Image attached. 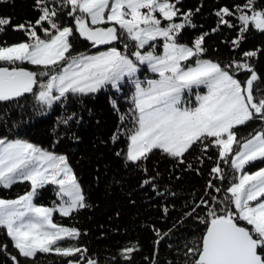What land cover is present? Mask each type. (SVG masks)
I'll return each mask as SVG.
<instances>
[{
	"label": "snow or ice",
	"instance_id": "1",
	"mask_svg": "<svg viewBox=\"0 0 264 264\" xmlns=\"http://www.w3.org/2000/svg\"><path fill=\"white\" fill-rule=\"evenodd\" d=\"M178 3L179 0L175 3L171 0H52L50 6L49 0H35V7L41 13L35 23L13 25L11 17L0 16V32L12 27L28 38L11 46H0V62L9 65L27 62L51 71L47 83L40 84L37 96L49 107L61 98L67 99L69 93H96L108 85L119 89L126 77L132 80L136 88L133 97L136 128L129 137L128 161H145L154 149H159L183 163L185 153L194 145H203L206 150L211 144L218 148L220 160L239 173L236 182L226 189L230 196L216 201L221 205L222 214L216 208L209 209L210 219L200 247L189 249V253L198 257L195 264H264V168L246 171V165L264 160V131L241 142L234 130L253 119L264 120V98L257 101L254 96V82L259 78L247 62L233 61L236 70L250 72L246 81L241 82L231 71L232 65L222 67L218 62L201 59L206 51L203 44L207 33L196 37L191 46L179 43L181 30L186 25H195L191 22L192 11L181 14ZM254 4L255 0H246L244 5L235 6L240 12L241 33L248 31L250 24L264 31V10H256ZM66 8L67 15L74 18L75 31L93 47L108 45L126 36L135 42L136 50L128 54L110 47L94 55H71L73 28L61 27L56 22V17ZM178 15L183 16V22H174ZM216 15L221 18L220 23L227 25L224 17L233 12L224 7ZM162 20L167 21L165 26ZM44 22L50 28H43ZM37 26L42 27L48 39L37 34ZM158 38H163V52L159 55L155 50ZM233 43L239 46L240 39ZM146 46L149 50L142 51ZM124 47L127 50L128 45ZM257 51L243 55L255 57ZM145 64L159 76L148 80L147 87L136 79L140 65ZM49 71L38 74L23 67L0 66V101H12L33 92L37 76L49 75ZM200 86H205L207 93L197 95L198 105L184 106L185 93ZM53 90L58 94L53 95ZM211 172L220 180L226 179L219 163ZM23 181L30 182V191L16 199L0 198V227L6 230L18 254L35 258L38 253L54 252L71 257L86 252L79 247H62L60 242L77 238L80 233L52 219L56 210L68 216L73 210L86 207L67 157L27 141L0 139V185L9 188ZM48 184L58 186L57 195L61 198L68 197L58 209L34 203L38 190ZM208 187H213L212 181ZM136 250L137 246L133 245L123 249L122 254L130 259ZM12 259L19 264L15 256ZM68 264H79V261L69 260ZM87 264H96V261L89 259Z\"/></svg>",
	"mask_w": 264,
	"mask_h": 264
},
{
	"label": "trees",
	"instance_id": "2",
	"mask_svg": "<svg viewBox=\"0 0 264 264\" xmlns=\"http://www.w3.org/2000/svg\"><path fill=\"white\" fill-rule=\"evenodd\" d=\"M171 2L175 3V0ZM245 2L179 0L176 6L180 13L191 10V22L195 27L186 25L178 42L191 46L196 37L207 33L203 44L206 51L200 57L218 62L222 67L232 65L231 71L241 82L246 81L250 72L236 70L233 61L250 64L259 78L254 82V96L258 101L264 98V31L250 24L249 30L241 33L240 12L235 6ZM49 3L52 6V0ZM55 6L59 9V4ZM224 7L233 12L224 17L227 25L220 23L221 18L216 15ZM254 7L258 11L264 10V0H255ZM68 11L66 8L60 12L56 22L61 27L73 28L71 55L93 51L75 31L74 18L67 15ZM40 14L35 0L0 2V16L11 17L13 25L35 23ZM157 17L160 18L158 13ZM174 22H183V16L174 17ZM166 24L167 21L162 20V26ZM43 28H50V25L44 22ZM36 31L41 37L45 36L41 26H37ZM27 39L24 32L14 31L12 27L0 32V46ZM237 39H240L239 46L233 43ZM102 47H116L131 54L134 43L124 36ZM248 51H257V55L244 57L243 53ZM1 66L23 67L38 74L49 71L27 62ZM49 75H38L37 81L45 82ZM36 87L37 84L33 86V92L15 100L0 101V139L27 141L67 157L81 186L86 207L73 210L68 216L54 211L52 219L54 223L75 228L80 233L77 238L60 242L62 247L74 246L87 251L71 257L51 252L25 258L18 254L6 230L0 227V264H16L13 256L19 264H66L69 260L87 264L89 259L96 264H194L196 255L189 253V249L200 247L210 219L209 209L216 208L217 213L222 214L221 205L216 201L230 196L226 189L236 180V171L220 160L218 148L210 144L204 150L203 145H194L185 153L183 163L159 149H154L145 161L130 162L124 157L131 128L127 115L129 105L122 98L125 92H114L108 86L96 93H69L67 99L61 98L49 107L35 99ZM262 125V120L256 118L234 130L238 140L243 142L261 130ZM217 163L224 170V180L211 172ZM262 165L264 160L256 161L251 169ZM145 180L149 183H144ZM209 181L213 187H208ZM216 188L221 191L217 192ZM30 189L31 184L27 181L17 182L9 188L0 185V198L15 199ZM57 192L56 185H45L38 190L34 203L55 207L65 201ZM202 200L208 203L202 204ZM241 224L247 226L245 222ZM133 245L138 250L130 259H125L123 249Z\"/></svg>",
	"mask_w": 264,
	"mask_h": 264
},
{
	"label": "rangeland",
	"instance_id": "3",
	"mask_svg": "<svg viewBox=\"0 0 264 264\" xmlns=\"http://www.w3.org/2000/svg\"><path fill=\"white\" fill-rule=\"evenodd\" d=\"M89 23H90V20H89ZM104 26H108V25H104ZM41 38H43V39H48L49 37L48 36H42ZM134 43V48H133V50L131 51V52H133V51H135L136 50V48H135V42H133ZM150 43H152V42H150ZM155 44H156V54H162V52H163V48H162V44H163V38H158L157 39V41H155ZM11 45H13V44H11ZM11 45H7V46H11ZM108 48H110V47H99V48H96V49H94L93 51H90V52H87V53H80V54H84V55H94V54H97L98 52H102V51H106V50H108ZM145 50H149L148 49V46H146L145 47V49L144 50H142V51H145ZM76 56V55H75ZM201 59H206V58H202V57H200ZM194 58H193V60H192V63H194ZM208 60V59H207ZM17 63H19V62H17ZM3 64H7L6 62H0V66L1 65H3ZM59 70V68H57L56 69V71H58ZM52 74V73H51ZM50 74V75H51ZM49 75V76H50ZM159 78V76H158V74L157 73H153L149 68H148V66L145 64V65H140V70L137 72V74H136V79H139L140 81H143L144 82V84H143V86L144 87H147V81L148 80H152V79H158ZM49 79V77L47 78V80ZM47 80L45 81V82H38L37 83V87H36V90H35V99L38 101V102H40L38 99H37V96H38V94H39V92L41 91V88H40V84L41 83H47ZM111 89H112V91H114V92H117V93H120V92H122V93H126L124 96H122V98L123 99H125L126 100V102L128 103V105H129V107H128V111H127V115H128V117H129V119H130V123H131V128H130V132H129V134H128V140H127V144H126V147H125V151H124V157H125V159L127 160V149H128V145H129V143H130V140H129V137H130V135L132 134V132L135 130V128H136V111H135V108H134V103H133V97H134V95H135V92H136V88H135V84H134V82L132 81V80H129L127 77L124 79V81H122L121 83H120V87H119V89H116V88H112L111 87V85H108ZM107 86V87H108ZM207 93V88L205 87V86H200L199 88H194L193 90H192V92L191 93H188V92H186L185 93V98H184V106H188V107H196L197 105H198V101H197V95H204V94H206ZM58 93L55 91V90H53V95H57ZM71 94V93H70ZM45 105H47V104H45ZM48 106V105H47ZM262 123H263V125H262V129L261 130H259V131H257L256 133H258V132H262V131H264V120H262ZM256 133H254L252 136H254ZM251 136V137H252ZM250 137V138H251ZM250 138H248V139H250ZM1 139H4V138H1ZM7 141H15L16 139H6ZM247 140V139H246ZM245 140V141H246ZM238 147V146H237ZM45 151H48V152H51V153H54L55 155H63V154H59V153H56V152H53V151H49V150H45ZM64 156V155H63ZM257 161H261V160H257ZM256 161H254V162H252L251 164H249V165H246V171H248V172H255V171H257L258 169H260V168H264V165H262V166H259V167H257V168H254V169H251V166L255 163ZM238 175H239V173L238 172H236V178L238 177ZM235 182H236V180H235ZM58 187V186H57ZM31 190V189H30ZM24 195V194H23ZM16 199V198H15ZM64 199H65V201L68 199V197H64ZM64 201V202H65ZM64 202H61L60 204H58V205H56L55 207H49V208H54V209H58V207H59V205H61L62 203H64ZM57 212H59L60 213V211L59 210H56ZM66 264H68V263H66Z\"/></svg>",
	"mask_w": 264,
	"mask_h": 264
},
{
	"label": "water",
	"instance_id": "4",
	"mask_svg": "<svg viewBox=\"0 0 264 264\" xmlns=\"http://www.w3.org/2000/svg\"><path fill=\"white\" fill-rule=\"evenodd\" d=\"M77 34H78V32H77ZM79 35V34H78ZM79 37L81 38V39H83V40H85L90 46H89V49L90 50H94V49H96V48H99V47H101V46H103V45H98V46H95V47H93V45H92V43L90 42V41H87L86 39H84L83 37H81L80 35H79ZM2 67H6V66H2ZM27 93H25L24 95H26ZM23 95V96H24ZM20 98V97H19ZM15 100V99H14ZM206 228H207V226H206ZM205 232H206V229H205V231H204V233H203V235H202V237L204 236V234H205ZM201 240H202V238H201ZM201 244V243H200ZM198 257L196 256V258H195V260L197 259ZM194 264H195V261H194Z\"/></svg>",
	"mask_w": 264,
	"mask_h": 264
}]
</instances>
